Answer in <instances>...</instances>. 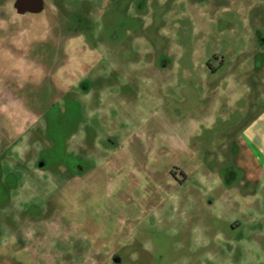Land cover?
Wrapping results in <instances>:
<instances>
[{
  "label": "rangeland",
  "instance_id": "obj_1",
  "mask_svg": "<svg viewBox=\"0 0 264 264\" xmlns=\"http://www.w3.org/2000/svg\"><path fill=\"white\" fill-rule=\"evenodd\" d=\"M13 3L0 264H264V0Z\"/></svg>",
  "mask_w": 264,
  "mask_h": 264
},
{
  "label": "water",
  "instance_id": "obj_2",
  "mask_svg": "<svg viewBox=\"0 0 264 264\" xmlns=\"http://www.w3.org/2000/svg\"><path fill=\"white\" fill-rule=\"evenodd\" d=\"M17 13L25 12L39 13L43 10V0H14L13 3Z\"/></svg>",
  "mask_w": 264,
  "mask_h": 264
},
{
  "label": "crops",
  "instance_id": "obj_3",
  "mask_svg": "<svg viewBox=\"0 0 264 264\" xmlns=\"http://www.w3.org/2000/svg\"><path fill=\"white\" fill-rule=\"evenodd\" d=\"M247 151H248V150H246V151H245V154H246V155H247ZM243 153H244V152H243ZM249 165H250V163H249V164H247L246 166H249Z\"/></svg>",
  "mask_w": 264,
  "mask_h": 264
}]
</instances>
